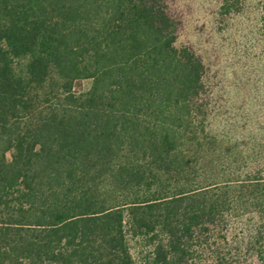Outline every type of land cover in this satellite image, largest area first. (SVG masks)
Returning <instances> with one entry per match:
<instances>
[{"label": "trees", "instance_id": "obj_1", "mask_svg": "<svg viewBox=\"0 0 264 264\" xmlns=\"http://www.w3.org/2000/svg\"><path fill=\"white\" fill-rule=\"evenodd\" d=\"M204 69L162 0H0V264H264Z\"/></svg>", "mask_w": 264, "mask_h": 264}, {"label": "rangeland", "instance_id": "obj_2", "mask_svg": "<svg viewBox=\"0 0 264 264\" xmlns=\"http://www.w3.org/2000/svg\"><path fill=\"white\" fill-rule=\"evenodd\" d=\"M162 1L176 22L177 45L204 63V118L219 139L213 158L240 164L264 157V0ZM91 83L79 80L74 89Z\"/></svg>", "mask_w": 264, "mask_h": 264}]
</instances>
